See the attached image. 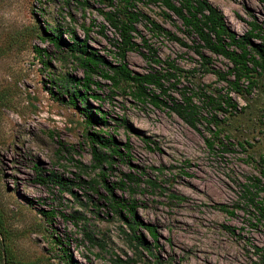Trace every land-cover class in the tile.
<instances>
[{
  "label": "rangeland",
  "instance_id": "374dc122",
  "mask_svg": "<svg viewBox=\"0 0 264 264\" xmlns=\"http://www.w3.org/2000/svg\"><path fill=\"white\" fill-rule=\"evenodd\" d=\"M207 1L222 12L238 36L250 32L251 24L258 26L254 32L258 37L252 41L264 45V0ZM118 5V0H112L111 6L97 0H0V252L4 251L6 264H66L64 252L74 264L152 262L146 251L135 257L125 236L129 231L108 209L105 191L97 187L95 194L83 184L93 177L90 171L81 172L92 162L84 117L49 91L56 92L52 82L57 76L80 78L83 73L72 59L39 37L52 27L67 40L66 30H73L80 39L86 36L97 55L115 63L113 41L118 36L101 12ZM136 8L193 45L163 19L160 7L137 3ZM101 26H105L103 35ZM84 29H89L87 34ZM137 30L136 41L141 44L144 38L161 63L147 62L141 49L128 53L126 64L140 74L152 68L165 70L168 62L179 68L182 72L168 95L177 102L182 93L191 98L197 108L196 127L169 108L137 104L111 90L101 77H93L100 87L91 85L90 93L99 99L88 98V104L101 109L108 126L89 133L111 135L122 153L107 170L105 181L116 184L123 174L138 179L133 191L130 187L114 193L131 198L137 218L155 228L159 248L154 253L165 262L264 264V221L247 203L245 191L249 189L255 203L264 206V191L251 188L256 180L264 187V85L238 97L229 93L225 82L203 73L191 49L153 35L145 22ZM36 49L48 58H39ZM211 66L226 72L230 65L211 56ZM203 94L229 97L237 109L217 111L202 100ZM50 175L71 185L75 196L40 181ZM83 229L94 236V245L83 238ZM142 233L153 245L149 234Z\"/></svg>",
  "mask_w": 264,
  "mask_h": 264
},
{
  "label": "trees",
  "instance_id": "16d2710c",
  "mask_svg": "<svg viewBox=\"0 0 264 264\" xmlns=\"http://www.w3.org/2000/svg\"><path fill=\"white\" fill-rule=\"evenodd\" d=\"M97 1L107 3L110 6L112 3V0ZM118 1L119 5L113 11L101 12L104 21L118 36L113 41L117 58L115 63H110L102 56L97 55L87 44L88 39L86 36L80 39L73 30H66L69 34L67 40L63 38L62 32L56 28H45L46 30L41 32L39 37L42 41L49 42L63 56L67 55L83 73L80 78L67 74L57 76L52 82L56 92L49 91L52 96L56 95L54 97L56 100L67 103L84 117L85 134L89 140L92 162L89 166H84V171L78 169L85 173L90 171V173H93V177H90L89 181L83 182V184L95 194L97 193V187H101L105 191V201L108 209L125 224L129 231V233H125V236L132 243L135 257L140 254L139 251H146L152 258V262L146 264H169L154 253V250L159 248L158 235L154 227L144 224L137 218L136 203L131 198H121L114 193L116 189L125 190L132 185L137 187L138 179L132 174H123L116 184L109 185L105 181L107 170L112 168L115 157L122 158V153L111 135L102 132L89 133V129L97 128L100 131L108 126L107 118L101 109L93 110L88 104V98L99 99V96L90 93L91 85L100 87L99 83L94 82L92 78L95 76L101 77L109 83L111 90L128 95L137 104L151 105L157 109L169 108L190 127L195 128L197 108L192 103L191 98L182 93L181 102H177L168 95L170 88H175L176 75L182 72L179 68L172 62H168L166 63L167 69L162 70L163 72L152 68L149 72L140 74L133 72L126 64V55L130 52H139L141 49L147 53V55L142 54L147 62L155 66H159L161 63L154 49L148 45L144 38L141 39V44L136 41L134 35L138 33L137 25L145 22V26L153 35L163 36L181 47L191 49L199 58V67L203 68V73L214 75L219 81L225 82L229 93H233L238 97L250 95L259 84L264 85V45L252 41L253 38L258 37L254 34L259 30L258 26L251 24L252 29L250 32L242 36L236 35L225 23L222 12L207 0ZM137 3L160 7L163 19L170 21L187 39H191L193 45L189 46L183 38L176 36L141 13L136 8ZM174 18L180 22L181 27L177 26ZM104 29L105 26H101L99 32L101 35H103L102 30ZM84 30L87 34L89 29ZM36 50L39 58H48L45 51ZM206 52L211 56L227 60L230 65L228 70L222 72L213 68L211 66V56ZM43 62L48 65L46 61ZM172 80L174 82H171ZM165 83L168 84L167 87ZM201 97L206 104L213 105L217 111L227 112V109L233 111L237 109L236 104L229 97L225 100L219 95L212 98L203 94ZM223 106L226 108H223ZM122 123L125 125V120H122ZM207 142L211 146L210 142ZM262 170L261 173L264 175V163ZM40 181L58 185L62 190L75 196L71 191V185H67L57 176L50 175V177L40 179ZM259 185L260 182L256 180L251 184V188L264 191V187ZM77 186L80 185L77 184ZM130 190L133 191L132 187ZM245 191L247 203L254 207L259 219L264 221V206L255 203L254 195L250 193L249 189ZM173 198L177 199L176 196H173ZM222 211L230 216L234 215L233 211L226 209H222ZM72 218L79 219L74 216ZM143 231L149 234L153 245L147 242L143 236ZM82 232L83 238L89 244L94 245L96 243L94 236L87 229H83ZM261 257L264 259L263 255ZM64 258L66 264H74L67 252H64ZM0 261H2V264L8 263L4 259V251L0 252ZM119 262L116 260L114 264H122ZM125 264H136V261L132 260Z\"/></svg>",
  "mask_w": 264,
  "mask_h": 264
}]
</instances>
